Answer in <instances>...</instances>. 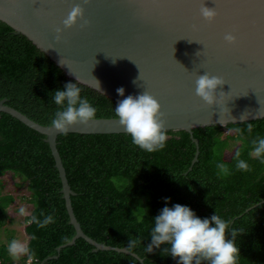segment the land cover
Instances as JSON below:
<instances>
[{
	"label": "trees",
	"instance_id": "16d2710c",
	"mask_svg": "<svg viewBox=\"0 0 264 264\" xmlns=\"http://www.w3.org/2000/svg\"><path fill=\"white\" fill-rule=\"evenodd\" d=\"M68 82L77 84L96 107L94 118H117L118 102L67 78L24 35L0 21V101L51 126L60 108L53 94ZM193 137L199 143L193 165L197 148L185 131H167L165 147L154 152L134 145L124 133L57 137L56 149L74 193L71 205L83 233L97 243L126 248L129 254L95 252L82 238L67 245L75 230L46 136L0 112V228L12 222L8 210L16 196L3 193L2 179L11 173L22 181L14 187L27 191L21 199L32 206L24 218L29 248L24 259L39 264H178L179 258L165 251L167 243L147 251L154 218L165 206L164 197H170L168 206L180 203L201 218L218 214L228 220L225 238L234 240L239 250L237 264H264V162L250 155L255 142L264 138V119L196 128ZM238 159L247 161L248 171L236 167ZM33 215L40 222L52 215L54 222L41 228L30 222Z\"/></svg>",
	"mask_w": 264,
	"mask_h": 264
},
{
	"label": "water",
	"instance_id": "95a60500",
	"mask_svg": "<svg viewBox=\"0 0 264 264\" xmlns=\"http://www.w3.org/2000/svg\"><path fill=\"white\" fill-rule=\"evenodd\" d=\"M76 5L83 16L65 27L63 21ZM201 6L215 8L216 17L206 20ZM0 21L24 35L67 78L107 98L119 102L145 91L155 97L165 129L185 131L195 144L192 165L199 155L194 129L264 119V0H0ZM228 34L234 42L225 39ZM205 73L222 80L212 104L195 91L196 80ZM119 87L124 96L117 93ZM0 112L46 136L75 230L67 245L82 238L95 252L129 254L126 248L89 238L76 220L74 193L56 149L57 137L65 132L36 123L5 100ZM67 133L127 134L118 118H93L70 126Z\"/></svg>",
	"mask_w": 264,
	"mask_h": 264
},
{
	"label": "clouds",
	"instance_id": "9594fccd",
	"mask_svg": "<svg viewBox=\"0 0 264 264\" xmlns=\"http://www.w3.org/2000/svg\"><path fill=\"white\" fill-rule=\"evenodd\" d=\"M200 13L209 21L217 15L215 8L207 6H201ZM82 16V7L76 5L64 19L63 24L65 27H71ZM225 39L231 43L236 38L228 34ZM195 83L196 95L206 103L212 104L215 101V90L222 80L218 76L205 73L200 75ZM81 91L82 89L77 84L68 82L63 90L57 89L54 92L53 101L60 108L55 112L51 124L57 130L67 133L70 126L85 124L96 116V107L88 98L81 95ZM116 91L120 96H124L123 87L117 88ZM115 116L134 145L147 152H154L165 147L167 130L163 119L164 113L161 111L158 100L148 92L137 95L129 94L124 97L115 106ZM248 127L251 128L252 125ZM236 155L239 157L240 153L237 152ZM250 155L264 162V138L255 142ZM219 166L224 168L223 164ZM236 167L243 171L249 170V164L243 159L237 160ZM170 199V197H164L165 206L154 218L151 228L152 243L147 246V251L151 252L153 245L159 247L167 243L170 248L165 251H169L173 258H179L178 264H201L203 260L208 261L209 264H237L239 250L234 240L225 238V232L229 226L228 220L218 214L210 218H201L187 205L175 203L168 206L167 202ZM19 212L21 215L27 214L23 207L19 209ZM33 221H36L34 215L30 222ZM36 222L39 227L43 228L53 223L54 217L48 215L42 222ZM235 234L233 230V236ZM27 243L12 239L7 244L9 255L19 256L12 262L26 259L22 254L29 252ZM3 260L12 263L6 259Z\"/></svg>",
	"mask_w": 264,
	"mask_h": 264
},
{
	"label": "rangeland",
	"instance_id": "374dc122",
	"mask_svg": "<svg viewBox=\"0 0 264 264\" xmlns=\"http://www.w3.org/2000/svg\"><path fill=\"white\" fill-rule=\"evenodd\" d=\"M2 179L6 182V187L3 190V193L11 191V193L16 196V199L8 210V214L12 219V222L7 228H0V258L16 260L19 256H10L7 251V244L12 239H18L21 242H26L27 238L24 233V218L30 215L32 206L27 205L25 200L21 199L22 196L27 195V191L25 190V188L23 187L22 189L20 188L19 190H17V188L14 187L15 183H22L20 178H13V175L11 173H7L2 177ZM21 207L25 208L27 213L26 215L20 214L19 209Z\"/></svg>",
	"mask_w": 264,
	"mask_h": 264
},
{
	"label": "built area",
	"instance_id": "2783aa9c",
	"mask_svg": "<svg viewBox=\"0 0 264 264\" xmlns=\"http://www.w3.org/2000/svg\"><path fill=\"white\" fill-rule=\"evenodd\" d=\"M0 264H39V263H36V261L31 258H26L25 260H20L12 263H8L3 259H0Z\"/></svg>",
	"mask_w": 264,
	"mask_h": 264
},
{
	"label": "crops",
	"instance_id": "0c3cea01",
	"mask_svg": "<svg viewBox=\"0 0 264 264\" xmlns=\"http://www.w3.org/2000/svg\"><path fill=\"white\" fill-rule=\"evenodd\" d=\"M26 242H28V238H27Z\"/></svg>",
	"mask_w": 264,
	"mask_h": 264
}]
</instances>
